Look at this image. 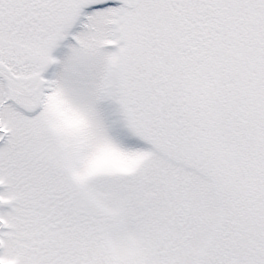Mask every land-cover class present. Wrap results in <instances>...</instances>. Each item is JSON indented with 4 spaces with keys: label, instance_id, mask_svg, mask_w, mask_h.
Returning <instances> with one entry per match:
<instances>
[{
    "label": "snow or ice",
    "instance_id": "6c2138e0",
    "mask_svg": "<svg viewBox=\"0 0 264 264\" xmlns=\"http://www.w3.org/2000/svg\"><path fill=\"white\" fill-rule=\"evenodd\" d=\"M0 264H264V0H0Z\"/></svg>",
    "mask_w": 264,
    "mask_h": 264
}]
</instances>
